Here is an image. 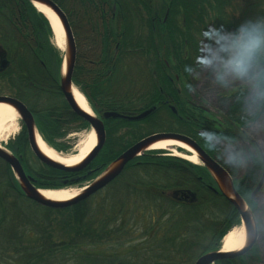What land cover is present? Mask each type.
<instances>
[{
	"label": "trees",
	"instance_id": "obj_1",
	"mask_svg": "<svg viewBox=\"0 0 264 264\" xmlns=\"http://www.w3.org/2000/svg\"><path fill=\"white\" fill-rule=\"evenodd\" d=\"M53 1L66 14L74 36L72 82L106 129L114 130L122 120L103 118L105 111L135 115L154 108L152 114L171 105L182 121L242 142L248 125L260 117L264 103L235 119L210 117L179 91L162 55L165 14L173 0ZM218 13L225 31H233L245 21L264 17V0H230ZM51 38L47 19L29 1L0 0V46L9 60L0 73V86L28 107L42 138L62 152L67 145L57 139L89 125L63 99L59 84L64 53ZM261 64L264 67V60ZM247 88L236 84L230 94L250 96ZM197 142L229 171L236 190L254 211L252 192L264 169L260 153L248 154L245 171L236 176L212 146ZM9 147L43 182L53 181L44 186L52 188L92 180L118 155L102 147L80 169L34 167L22 123ZM175 189H188L195 199L179 202L162 192ZM238 224V213L202 164L163 150L145 151L105 188L62 207L28 199L12 174L10 180H0V264H193L201 254L218 249L222 236ZM133 240L141 246H127ZM253 259L258 260L255 246L214 264H250Z\"/></svg>",
	"mask_w": 264,
	"mask_h": 264
},
{
	"label": "rangeland",
	"instance_id": "obj_2",
	"mask_svg": "<svg viewBox=\"0 0 264 264\" xmlns=\"http://www.w3.org/2000/svg\"><path fill=\"white\" fill-rule=\"evenodd\" d=\"M159 2L160 0H156L157 4ZM222 4L219 0H173L165 14L167 42L164 45L162 55L173 69L179 91L188 101L195 106L206 109L210 117L215 116L217 119H222L224 116H228L235 119L243 113L253 111L254 105L249 104V99L255 93L256 88L252 83L242 80H232L227 86H223L217 82L215 70L209 66H201L197 61L198 56L201 54V48L207 50L210 47L204 41V33L209 31L210 27H219L225 31L218 13ZM65 37H61V48L58 47L63 53H67L69 50V41ZM51 41L54 42L53 39ZM174 45H176V48ZM236 84L248 86L247 90H249L250 96H240L238 93L231 95L230 93L234 91ZM0 91L5 93L3 85L0 86ZM262 109L260 117L246 128L242 142L222 137L220 134L215 136L214 134L219 131L212 132L209 128L201 129L194 123L182 121L169 106H164L143 119L118 122L114 130L107 132L103 147L119 153L126 145L131 144L145 134L155 131L180 133L212 146L222 161L236 176H239L247 167L248 154L252 153L258 156L257 153H260L264 160V104ZM16 124V133L6 141H0L2 146L13 140L19 133L21 128L19 118ZM89 130H91L90 127L78 130L71 129L66 132L62 139H57V141L62 140L67 145L61 153L67 155L76 152L85 140ZM208 135L212 136L211 141L206 139ZM243 147L245 148L244 151ZM163 151L172 155L169 150ZM30 161L34 167L40 166V161L33 154H30ZM263 172L264 169L261 175ZM90 181H82L72 187L80 188ZM253 197L256 207L254 211L250 208V211L254 220L256 222L257 219L259 220L260 226L257 225V235L253 244L257 249L258 260L253 259L250 264H264V178L261 186L254 192ZM140 244L139 240H133L129 244L127 243V246H141ZM105 252L110 251L106 249ZM7 264L14 263L10 261Z\"/></svg>",
	"mask_w": 264,
	"mask_h": 264
},
{
	"label": "water",
	"instance_id": "obj_3",
	"mask_svg": "<svg viewBox=\"0 0 264 264\" xmlns=\"http://www.w3.org/2000/svg\"><path fill=\"white\" fill-rule=\"evenodd\" d=\"M27 1H29L35 8H36L34 4L35 2H39L48 6L62 23V26L65 31V36L69 41V50L67 53L64 52L63 55V61L61 66V80H60L59 88L70 110L74 114L80 116L85 122H87L91 130L95 132L97 137V142L95 146L91 149V151L88 153V155L78 165L73 167H67L62 164H59L53 160L48 159L38 149L35 141V131H37V133L41 138L42 136L40 135L36 127L33 114L28 109V107L19 99L9 95H0V102L8 103L18 111L19 119L22 122L27 134L29 148L33 153V155L40 162H42L43 164L49 167L57 168V169H66V170L80 169L85 167L102 148L104 142V136H105L104 124L102 118L97 116L95 112L92 110L83 93L78 88H76L72 82V74L76 59V45L66 14L53 0H27ZM1 54H4V50L0 47V55ZM66 55H67V63L65 70L63 72V63ZM6 63L7 61L2 59L0 65L4 66ZM72 87H75L85 98L92 114L86 113L78 107L70 92ZM153 110L154 108H149L135 115L121 114L116 111H105L102 113V117L136 121L150 115V113ZM172 110L175 111L174 108ZM161 139L179 140L197 152L200 163L207 169L209 174L212 176L220 193L234 207V209L236 210L239 216V225H242L246 231V244L245 247L240 251L226 253V252H221V248L219 247L216 250H209L201 254L196 258L193 264H214L219 259L243 254L246 251H248L253 246L257 235V222L254 220L251 214L249 205L247 204L246 200L236 190L234 179L232 175L229 173V171L224 166H222V164H220L217 160H215L210 154H208L198 144L197 141L184 134L162 131V132H152L151 134L139 138L138 140L134 141L131 145H129L127 148H125L119 155H117V157L114 160H112L90 182L81 186L80 188H82V191L77 196L67 201H60V202L47 200L38 193L40 187H36L32 184L30 179L26 176L19 159L9 150L5 148L4 149L0 148V158L3 159L11 167L15 178L17 179L24 195L27 198L43 206L62 207L71 204L73 202H76L78 200L85 199L90 195L94 194L95 192H97L98 190L102 189L105 185H107L109 182H111L116 176H118L121 173V171L129 161L141 155L145 151H149L144 149L148 145ZM42 140L46 143V141L43 138ZM112 164L113 166L110 168ZM263 178H264V172L261 175V178L258 180L252 192V195L261 186L263 182ZM42 189H49V188H42ZM182 196L187 197L188 195L187 193L183 192ZM247 207L249 211L247 210Z\"/></svg>",
	"mask_w": 264,
	"mask_h": 264
},
{
	"label": "bare ground",
	"instance_id": "obj_4",
	"mask_svg": "<svg viewBox=\"0 0 264 264\" xmlns=\"http://www.w3.org/2000/svg\"><path fill=\"white\" fill-rule=\"evenodd\" d=\"M36 10L41 12L47 21L50 23L51 30L53 32V40L57 47L61 48V37H65V31L62 26L61 21L55 15V13L46 5L35 2ZM66 38V37H65ZM67 63V55L63 63V72L65 70ZM71 94L74 98L78 107L86 113L92 114L88 103L82 94L75 88H71ZM19 118L18 111L10 104L5 102H0V141H6L17 131L16 121ZM35 141L40 152L46 156L48 159L53 160L59 164L67 167H73L78 165L83 159L88 155L91 149L95 146L97 142L96 134L93 130H89L85 140L82 142L81 146L76 152L71 154H62L52 147L48 146L42 138L39 136L37 131H35ZM0 148L4 147L0 144ZM178 148L183 149L185 152L178 150ZM144 150H169L172 155L184 158L194 164H199V158L196 151L190 148L185 143L176 139H161L150 145H148ZM113 164L110 166V168ZM82 191V188L75 187H63L58 189H42L38 190V193L47 200L52 201H67L74 198ZM248 210V207H247ZM249 211V210H248ZM246 244V231L242 225H237L230 228L222 237L221 240V252H237L245 247Z\"/></svg>",
	"mask_w": 264,
	"mask_h": 264
},
{
	"label": "clouds",
	"instance_id": "obj_5",
	"mask_svg": "<svg viewBox=\"0 0 264 264\" xmlns=\"http://www.w3.org/2000/svg\"><path fill=\"white\" fill-rule=\"evenodd\" d=\"M209 49L201 48L197 61L217 73V82L227 86L232 80L253 84L255 93L250 105L264 103V17L250 19L233 31L210 27L204 33ZM211 141V135L206 136Z\"/></svg>",
	"mask_w": 264,
	"mask_h": 264
},
{
	"label": "flooded vegetation",
	"instance_id": "obj_6",
	"mask_svg": "<svg viewBox=\"0 0 264 264\" xmlns=\"http://www.w3.org/2000/svg\"><path fill=\"white\" fill-rule=\"evenodd\" d=\"M219 1H221L223 4L224 3H227V2H229L230 0H219ZM1 48H2V46H0ZM3 50H4V54H1L0 55V62H1V60L2 59H4V60H6L7 61V63L4 65V66H1L0 65V73H2L3 71H5V69L9 66V60H8V58H7V53H6V50L4 49V48H2ZM0 95H8V94H6V93H0ZM10 96V95H9ZM13 97V96H12ZM64 99V98H63ZM188 101V100H187ZM190 102V101H189ZM191 103V102H190ZM192 104V103H191ZM192 105H194V104H192ZM197 106V105H196ZM169 107H171V110L174 108L173 106H169ZM173 107V108H172ZM197 107H199V106H197ZM199 108H201V109H203L205 112H206V109H204V108H202V107H199ZM175 110V109H174ZM173 111V110H172ZM173 112H175V111H173ZM33 114V113H32ZM119 120H122V119H119ZM186 122V121H185ZM194 125H196V124H194ZM196 126H198L199 128H201V129H205V127H201V126H199V125H196ZM104 129H105V136H104V141H105V139L107 138V132L108 131H110L109 129H106L105 127H104ZM155 132H162V131H155ZM149 134H151V133H149ZM145 135H148V134H145ZM145 135H143V136H145ZM142 136V137H143ZM187 136V135H186ZM188 137H190V136H188ZM15 138V137H14ZM13 138V139H14ZM139 138H141V137H139ZM138 138V139H139ZM190 138H192V137H190ZM138 139H136V140H138ZM193 139V138H192ZM135 140V141H136ZM195 141H197V139H194ZM11 141V140H10ZM10 141L9 142H6L5 143V146H3L5 149H7V150H9L10 152H11V150H10V147H9V144H10ZM134 142V141H133ZM132 142V143H133ZM131 143V144H132ZM131 144H129V145H131ZM128 145V146H129ZM127 146V147H128ZM28 147H29V144H28ZM103 147V146H102ZM29 150H30V148H29ZM123 151V150H122ZM121 151V152H122ZM180 151H182L181 149H180ZM30 152H31V150H30ZM121 152H119L118 153V155L121 153ZM12 153V152H11ZM61 153V152H60ZM31 154H33L32 152H31ZM15 155V154H14ZM18 159H19V161H20V163H21V165H22V167H23V170H24V172H25V174H26V176L30 179V181L32 182V184L34 185V186H36V187H40V188H49V189H58V188H52V187H44V186H46L47 184L49 185V184H53L54 182L53 181H47L46 183L45 182H43V180H42V178L40 177L41 175H39L38 173H35L32 169H30V167L28 166V164H27V162L22 158V156L20 155V154H17V155H15ZM40 163V165H42L43 163L42 162H39ZM43 165H45V164H43ZM47 166V165H46ZM11 174L12 175H14L13 174V172H12V169H11V167L3 160V159H1L0 158V180H2L3 178L4 179H8V180H10L11 179ZM37 183L39 184V185H37ZM110 183V182H109ZM108 183V184H109ZM107 184V185H108ZM107 185H105V186H107ZM72 186H74V185H66V186H64V187H72ZM105 186L103 187V188H105ZM61 188H63V187H61ZM102 188V189H103ZM102 189H100V190H102ZM99 191V190H98ZM164 194H166V195H168V196H170V197H172V198H174L176 201H179V202H181V201H189V200H193V199H195V194L192 192V191H190V190H188V189H185V190H182V189H175V190H164V191H162ZM183 192H185V193H187V197H183L182 196V193ZM193 195V196H192ZM29 199V198H28ZM36 203V202H35ZM38 204V203H37ZM40 205V204H39Z\"/></svg>",
	"mask_w": 264,
	"mask_h": 264
}]
</instances>
